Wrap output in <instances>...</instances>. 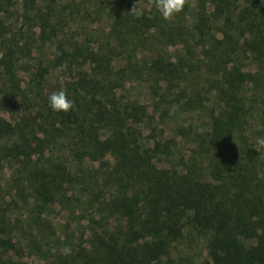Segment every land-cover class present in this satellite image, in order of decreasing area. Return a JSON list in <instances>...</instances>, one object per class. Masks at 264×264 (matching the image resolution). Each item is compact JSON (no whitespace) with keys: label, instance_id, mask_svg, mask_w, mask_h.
<instances>
[{"label":"trees","instance_id":"obj_1","mask_svg":"<svg viewBox=\"0 0 264 264\" xmlns=\"http://www.w3.org/2000/svg\"><path fill=\"white\" fill-rule=\"evenodd\" d=\"M258 137L264 0H0V264H264Z\"/></svg>","mask_w":264,"mask_h":264},{"label":"clouds","instance_id":"obj_2","mask_svg":"<svg viewBox=\"0 0 264 264\" xmlns=\"http://www.w3.org/2000/svg\"><path fill=\"white\" fill-rule=\"evenodd\" d=\"M153 2L161 18L170 20L182 11L186 0H153ZM137 14L139 15L140 13ZM47 104L53 112H67L73 106L72 101L67 98L63 90L51 92L47 97ZM257 143L264 147V137H258ZM60 253L68 256L71 254V249L65 246L60 249Z\"/></svg>","mask_w":264,"mask_h":264},{"label":"rangeland","instance_id":"obj_3","mask_svg":"<svg viewBox=\"0 0 264 264\" xmlns=\"http://www.w3.org/2000/svg\"><path fill=\"white\" fill-rule=\"evenodd\" d=\"M177 249L179 250L180 254L183 252H186L184 247H181V248L178 247ZM194 256H195L196 262H201L200 260H204L206 258L205 257V251H203L202 246L198 247L196 253H194ZM36 264H38V263L36 262Z\"/></svg>","mask_w":264,"mask_h":264}]
</instances>
